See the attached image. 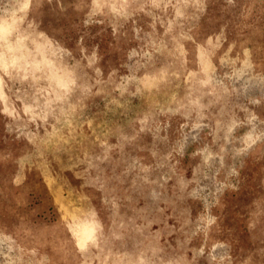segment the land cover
<instances>
[{
	"label": "rangeland",
	"instance_id": "1",
	"mask_svg": "<svg viewBox=\"0 0 264 264\" xmlns=\"http://www.w3.org/2000/svg\"><path fill=\"white\" fill-rule=\"evenodd\" d=\"M0 264H264V0H0Z\"/></svg>",
	"mask_w": 264,
	"mask_h": 264
}]
</instances>
